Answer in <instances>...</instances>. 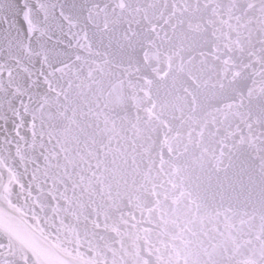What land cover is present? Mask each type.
Wrapping results in <instances>:
<instances>
[{"label": "snow or ice", "instance_id": "6c2138e0", "mask_svg": "<svg viewBox=\"0 0 264 264\" xmlns=\"http://www.w3.org/2000/svg\"><path fill=\"white\" fill-rule=\"evenodd\" d=\"M0 264H264V0H0Z\"/></svg>", "mask_w": 264, "mask_h": 264}]
</instances>
